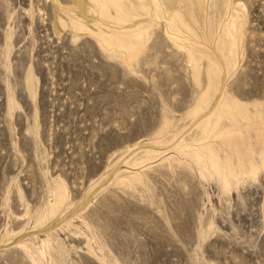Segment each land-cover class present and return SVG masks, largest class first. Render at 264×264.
I'll list each match as a JSON object with an SVG mask.
<instances>
[{"label":"rangeland","instance_id":"1","mask_svg":"<svg viewBox=\"0 0 264 264\" xmlns=\"http://www.w3.org/2000/svg\"><path fill=\"white\" fill-rule=\"evenodd\" d=\"M233 5L231 55L222 0H0V264H264V0Z\"/></svg>","mask_w":264,"mask_h":264},{"label":"bare ground","instance_id":"2","mask_svg":"<svg viewBox=\"0 0 264 264\" xmlns=\"http://www.w3.org/2000/svg\"><path fill=\"white\" fill-rule=\"evenodd\" d=\"M222 1H225L226 3V9H222L221 11L222 22L224 21V23H222L220 27L224 30L225 35L223 44L227 48L229 54L233 55L235 54L236 48H238V45L240 44V39L242 38L241 36L244 28L245 14H243L244 18L242 17V14V16L238 14V10H236L237 8H235L233 5V0Z\"/></svg>","mask_w":264,"mask_h":264}]
</instances>
